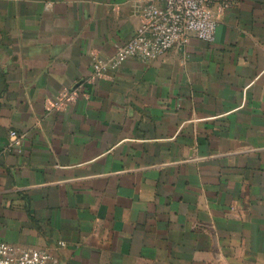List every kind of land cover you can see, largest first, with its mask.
Returning a JSON list of instances; mask_svg holds the SVG:
<instances>
[{
    "label": "crops",
    "instance_id": "0c3cea01",
    "mask_svg": "<svg viewBox=\"0 0 264 264\" xmlns=\"http://www.w3.org/2000/svg\"><path fill=\"white\" fill-rule=\"evenodd\" d=\"M144 3L0 0V243L59 264H264V0H232L211 43L88 80Z\"/></svg>",
    "mask_w": 264,
    "mask_h": 264
},
{
    "label": "built area",
    "instance_id": "2783aa9c",
    "mask_svg": "<svg viewBox=\"0 0 264 264\" xmlns=\"http://www.w3.org/2000/svg\"><path fill=\"white\" fill-rule=\"evenodd\" d=\"M140 24L131 39L115 47L107 57H91L88 80L108 77L112 70L128 59L150 61L160 58L173 46H183L191 38L214 41L220 15L232 6V0H144ZM76 95L63 91L49 100L47 110L61 109ZM22 137L9 133V146L19 148ZM63 247L64 242L58 243ZM0 264H59L47 251L0 243Z\"/></svg>",
    "mask_w": 264,
    "mask_h": 264
}]
</instances>
